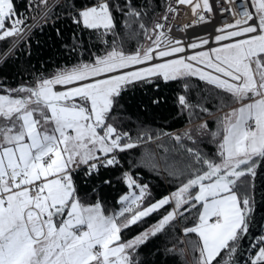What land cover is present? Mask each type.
Here are the masks:
<instances>
[{
	"label": "snow or ice",
	"instance_id": "snow-or-ice-1",
	"mask_svg": "<svg viewBox=\"0 0 264 264\" xmlns=\"http://www.w3.org/2000/svg\"><path fill=\"white\" fill-rule=\"evenodd\" d=\"M178 6L191 9L193 26L215 16L210 0L169 2L151 23L147 0L137 7L132 0H125L124 7L110 0L82 7L72 0H27L21 11L13 0H0V41L7 44L0 50V63L24 43L30 56L34 30H43L49 21L54 25L61 16L80 30L64 45L79 52L76 62L38 74L30 84L0 88V264H145L141 248L157 236L170 241L177 220L185 237L198 238L186 241L191 264H232L251 212L247 177L255 175L256 160L264 157V0H250V7L246 0L241 12L220 7L222 14L232 12V22L217 25L214 35L191 39L170 35L168 16L174 18ZM114 11L122 17L119 30ZM84 31L89 40L94 33L103 47L93 51L95 45L89 43L86 48ZM56 35H61L59 28ZM193 78L204 86L198 97H211L217 111L228 109L213 117L214 129L206 121L191 124L194 109L211 115L203 99H188ZM161 81L182 85L177 104L181 114L188 113V126L165 132L137 119L135 128L125 130V118L113 115L122 96L138 86L155 84L158 89ZM205 138L215 144L212 155L198 147ZM154 141H161L158 147L167 141L165 153L178 157L165 166L177 182L173 191L148 202V185L140 184L130 168L120 173L128 191L118 197V207H107L95 187L94 201L90 194H80L77 174L87 180L101 169L123 168L122 153L146 149ZM143 156L152 159L148 151ZM168 205L148 227L123 237L124 230ZM189 215L191 226L186 224ZM154 247L155 253L161 250ZM184 251L175 244L163 247L166 257L178 255L188 264ZM250 261L264 264V237Z\"/></svg>",
	"mask_w": 264,
	"mask_h": 264
},
{
	"label": "trees",
	"instance_id": "trees-1",
	"mask_svg": "<svg viewBox=\"0 0 264 264\" xmlns=\"http://www.w3.org/2000/svg\"><path fill=\"white\" fill-rule=\"evenodd\" d=\"M17 11L25 10L27 0H13ZM76 7H82L85 5H91L96 3V0H72ZM145 0H132L133 7L139 6ZM113 5L119 3L122 7L125 6V0H110ZM147 3L151 5L153 11L149 13V23H151V17L158 16L163 10L165 0H147ZM60 9H57L59 13ZM31 15V13H26ZM114 16L118 23L122 17L120 12L114 11ZM32 21L29 20L30 24ZM60 29L61 35H56V29ZM80 30L74 25L69 18L61 16L56 20L55 24L49 21L48 25L43 27V30L36 28L31 36V55H28V43L20 45L17 53L0 63V88L2 87H16L22 83L30 84L34 80V77L38 74L50 73L55 68L76 62L79 57V52L73 54L69 48L64 45H70L72 43V36L74 33ZM90 33L84 31L82 33L83 42L85 47L89 43L95 45L92 48L93 51H98L103 45L95 39V34H91L92 38L89 40ZM113 37L109 35L107 40L111 43ZM143 39V37H141ZM131 47H135V42L130 44ZM7 47V44L0 41V50ZM18 57V58H17ZM84 59H88L85 54ZM193 88L188 93V99L192 103H196L198 99H203L204 107H207L211 115L203 113L199 109H194L195 115L191 118V124L196 125L201 121H206L209 129L216 127V122L213 119L215 116H219L222 112H225L227 108H223L220 111L216 110L215 100L211 97L204 98L203 95L198 97V92H202L204 86L201 82L193 78ZM199 86V87H197ZM2 94V93H0ZM183 94L182 85L177 82H169L164 84L160 82V87L157 89L156 85L151 86L144 85L138 86L136 89H129L121 98L120 104L113 110L114 116H123L125 123L123 125L126 130L129 127L135 128L137 119L143 121L146 125L153 129H160L165 132H180L188 126L189 116L185 112L181 114L180 107H178L177 100L178 95ZM153 100L159 102L153 104ZM155 136V132L152 133ZM135 135V132H133ZM161 141L148 142L146 149L143 146L136 147L133 150H129L120 155L123 168L119 165L116 167L101 169L99 175H93L90 179L85 180L83 173L77 174L74 178L77 182L80 194L86 193L91 195V199L94 201L96 193H92V188L98 189L99 198L105 203L107 207H118L116 201L118 197L127 191V187L124 185L120 178V173L124 170L131 168V174L137 177L140 184H147L151 199L148 202H152L155 199H159L162 195L168 194L174 190L177 182L168 177L165 166L171 164L174 159L178 157L169 152L165 153L164 148L170 147V144L165 141L164 147H158ZM204 152L212 155L215 153V144L211 142L210 138H205L202 143L198 145ZM148 151L152 154V159L149 161L143 156V153ZM258 159V158H257ZM257 161V160H256ZM132 165H135L133 168ZM155 165V167H153ZM104 179H110L111 183L107 185H101V181ZM247 194L251 205V177H247ZM171 205L165 206L163 211L153 214L149 218H145L144 222L130 227L123 231V237L125 239L135 235L143 228L148 227L155 220L159 219L160 215L169 210ZM193 222L191 215L186 222L187 226H191ZM181 221L177 220L175 224L176 233L172 236V230L169 229V236H172L171 240L166 243L165 236H157L155 239H151L146 246L141 248V255L145 261V264H182L181 257L178 255L165 256L163 247H171L175 244L179 248H183L184 257L183 260L191 264L193 253L188 248L186 241L188 239H198L195 234H191L185 237L181 231ZM185 241L180 243L179 241ZM239 240V239H238ZM238 242V241H237ZM237 244V243H236ZM156 245L161 246V250L155 253ZM155 253V254H153ZM198 255V254H197ZM251 264V263H249Z\"/></svg>",
	"mask_w": 264,
	"mask_h": 264
},
{
	"label": "built area",
	"instance_id": "built-area-1",
	"mask_svg": "<svg viewBox=\"0 0 264 264\" xmlns=\"http://www.w3.org/2000/svg\"><path fill=\"white\" fill-rule=\"evenodd\" d=\"M169 2L175 5V0H165L164 8ZM210 2L213 3L215 16L211 19V22L209 23L197 24L193 26L191 22L196 17L191 12V9L188 8L187 6H178V13L175 15L174 18H173V15L169 13L168 20H169V23H171L172 25L170 29V35L174 38H180V39H185V37H187L188 39H191L193 36H201L205 34L214 35L215 34L214 28L217 25H221L225 22H232V19H233L231 11H225L222 14L220 12V7L228 8L230 5L233 9H235V11L241 12L243 10L241 5H243L246 2V0H229V4H224L222 0H210ZM249 7H250V0H249ZM164 8L159 13V15H163ZM185 24L189 25V27L184 28L183 26ZM167 27L168 25L166 24L165 28L167 29ZM181 29H183V31ZM209 46L211 47L215 45L210 44ZM259 236H257L252 242L242 264L251 263L250 257L254 255L257 248L261 246Z\"/></svg>",
	"mask_w": 264,
	"mask_h": 264
},
{
	"label": "water",
	"instance_id": "water-1",
	"mask_svg": "<svg viewBox=\"0 0 264 264\" xmlns=\"http://www.w3.org/2000/svg\"><path fill=\"white\" fill-rule=\"evenodd\" d=\"M255 175L251 177V212L248 218V229L241 233L236 244V251L231 259L232 264H242L254 241L264 229V157L256 161Z\"/></svg>",
	"mask_w": 264,
	"mask_h": 264
},
{
	"label": "crops",
	"instance_id": "crops-1",
	"mask_svg": "<svg viewBox=\"0 0 264 264\" xmlns=\"http://www.w3.org/2000/svg\"><path fill=\"white\" fill-rule=\"evenodd\" d=\"M227 110H228V109H227ZM227 110H226V111H227ZM226 111H225V112H226ZM127 191H128V190H127ZM127 191H125V192H127ZM125 192H124V193H125ZM124 193H122V194H124ZM122 194H121V195H122ZM261 237H264V229L262 230V232L260 233V236H259V240H260V242H261ZM258 249H259V247L257 248V250H258ZM257 250H256V251H257ZM254 254H255V253H254Z\"/></svg>",
	"mask_w": 264,
	"mask_h": 264
},
{
	"label": "rangeland",
	"instance_id": "rangeland-1",
	"mask_svg": "<svg viewBox=\"0 0 264 264\" xmlns=\"http://www.w3.org/2000/svg\"><path fill=\"white\" fill-rule=\"evenodd\" d=\"M49 2H51V0H49Z\"/></svg>",
	"mask_w": 264,
	"mask_h": 264
}]
</instances>
